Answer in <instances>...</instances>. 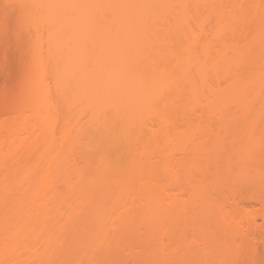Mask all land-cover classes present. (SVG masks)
Returning <instances> with one entry per match:
<instances>
[{
    "label": "bare ground",
    "instance_id": "6f19581e",
    "mask_svg": "<svg viewBox=\"0 0 264 264\" xmlns=\"http://www.w3.org/2000/svg\"><path fill=\"white\" fill-rule=\"evenodd\" d=\"M27 1L33 4V7L29 9L27 13L28 21H26L36 29L37 39L36 42H34V45H32L33 48L31 47L32 53L30 56H32V58H30L31 62H29V66H27L26 68L27 70L28 67L31 69L32 75L30 77V80L28 81L29 84L27 85L28 94L27 92L25 93L26 96L29 95V106L28 104L27 106L30 107L29 109L33 114L31 116L35 117L36 124L39 125L45 123V117L43 113L44 110H53V112H56L58 108L59 102L54 99L55 97L53 98L52 94V87L49 81V79L51 78L54 80L53 83L57 87H64V89L68 88L67 93H65L66 90L64 91V89H62L61 92L62 96L60 97V101L63 104L70 103L69 92L71 91L73 80L77 81V86H84L83 83L87 84L86 82H96L94 84L99 85L96 86V95L98 97L101 96L107 100L110 99V101L114 103V108H117L118 110L116 109L115 111L114 109L113 115L110 116L108 115V113L107 115L105 114L106 116H104L105 118L103 117L104 119H100L101 125L98 128L99 136L98 138L94 139L96 140V142L93 141V145H96L97 143L99 144L97 147L102 148H100L98 152H96L97 155L94 154L96 155L94 156L95 158L93 157L94 160L92 158V161H90L88 165H86V167L81 168L73 163V165L77 167L76 180L73 181L66 179L67 191L63 194L59 193L54 188L53 182L57 176L58 171L61 169L62 164L64 162L70 163L71 160L67 156L66 145V147L63 145L64 148L61 149L62 152H64L61 154L57 153L58 155L55 151V144L52 145V142H55L53 140V137L55 134L54 127H56V124L54 126L53 124H51L52 130L49 129L50 131H48V133H44L45 135H42L40 140L39 137L30 140L29 136L24 135L21 137V135L19 134L20 130L17 128V124L21 123V130L25 131L28 134L31 132V124L30 122L28 124V115H26L25 113H20L16 118L13 116L14 119L11 120H8L7 118L0 121V160L3 163V168L6 169L5 171H8L9 168L8 160L10 155L20 152L22 148L32 150L34 148V143L36 147L40 146L39 150L37 149L38 147H35L37 151L36 161L27 163L25 167L22 166L21 168H18L13 172L8 171L6 174L7 176H12L13 178H15V180L18 182L17 186H19V189H15V191L10 190L9 192H3V189H1L2 191L0 190V202L4 200H10L12 203L11 207L7 211H5L3 214H0V264H96L95 258L97 259V257H99V261L101 262L100 259H107L106 256L110 254L112 255L115 249L118 250L119 256L117 255L116 250L115 253H113V256H117V258L119 259L122 255L120 251L123 246L127 245V241L120 240L118 244H112L113 241L110 242L109 239L106 238L105 234L107 230L105 223L110 219L113 212V209L111 208V206L107 205V202H114L116 200H119L120 194L117 193L119 187H133L135 185V181L139 179L140 182V179L143 177V175H146L148 171L149 175L147 174L146 176H149V179L146 178V180L149 182V184H147L146 180L145 182H143V184L141 181L140 184L145 188L144 190L148 195V209H150L148 219L150 220L149 224L153 225L149 226V230L151 231L152 228L156 225L157 227L159 226L158 231L160 234H166L165 231H168V235H175V233H177L178 239L175 238L174 235H172V237L175 238L173 240H177L173 243V246L174 244L176 246H174L173 251H171L172 255L171 252L169 253L172 258L174 257L173 252L178 253L177 255L183 256L182 253H179V251L175 250V248L180 249L182 245H179V243H181L180 241H182L185 236H188V238H190L191 234L196 235V233V238L191 236L192 239H188L186 240V242L191 245H197L196 248H200L199 251L200 253H202V250H204V246H207V244L209 243L208 241L210 240L207 239L208 243H205L204 241L206 240L204 239L203 243L205 244L201 243L202 241L199 240L202 239H197L199 237L198 233H201V235L203 234V236H205L204 232L207 229L210 230L207 231V233L210 232V236L213 237L212 239H215V242L219 243L216 244L218 246L221 245L220 248L222 247V249L225 248V246H227L229 242L234 240L232 241V243H229L233 245H228L233 247L235 245L234 249L236 250L237 244H235L234 242L235 239H237V236L241 239V243L245 244V246L246 244L249 245V243H247L249 242L248 240H253L252 244H254V246L257 245L258 240L256 238H258V234L260 233L256 234V232L259 231H257L258 226H263V224L261 225L258 223L259 225H257L256 217L258 218L260 212L262 213L261 215L264 216V193L252 190L251 187L258 184L264 185V162H262L263 158L260 159L261 161H259L256 166L255 174L251 176L248 171L250 163L246 158L253 157L255 153L262 154V151H264V133L259 131L261 135L254 134V137H252L251 140L249 139L247 140V142H244L243 140L245 144L241 143L240 141L243 138L240 139L241 132L237 131L241 130V128L239 126H234V124L236 123L235 121H233L238 117L235 116L234 119L229 118L234 122H232V124L231 121L226 118L229 116L225 115V118L229 120V123H231L233 127H237V130L234 129L232 131L235 137L238 136L239 139L236 138V140L235 137L231 138L230 141L218 139V141L213 143L211 142L212 144L208 146L206 142L208 139L203 140L204 138L201 136L203 139H201L200 141L197 140L198 143H196L200 150H197L198 148L196 150L197 152L203 150L207 153L211 151L212 155L213 153L222 155V152L224 151L227 153H231L233 151L240 154L242 153L243 160L235 162L229 157L226 160L225 158L223 159V161L225 160L223 164H221L219 160L220 165L218 175L215 178L209 177L208 169L206 167V165L208 164L206 162H200L199 159H197L198 163L196 162V160L195 162H193L194 160L191 159L186 160L183 163L179 162L181 164L180 166H182V168L186 170V173L188 175H186V181L184 180L185 183L181 185L180 191L183 190V192H188L186 194H189V199H187L188 201L185 200L186 204L184 202V204H181L180 202L184 200H182L176 193H172L173 198L170 196L172 198L171 205L169 204V206H167L168 203H166V201L164 202L163 197L165 196L163 195H168V191H166L168 189L166 187H168V185H172H170L168 182L172 181L174 184H176V186H179V181L175 183L173 179L174 177H172V175V180L169 178L171 181H167L168 177L166 178V181L164 176L163 181L161 180V178L159 179V177H155V174H157L155 172L157 171L154 172V168L152 169L151 166H155L151 164L152 160H150V158L152 157L150 156L152 155V151L150 152L148 144L147 146H145L144 144L139 143L144 137L146 138L147 135H145V132H148L150 129L153 130L148 123L152 118L148 117L147 122L144 115H141L143 116L144 120L142 119L143 122L140 123L141 117L136 114H139L140 112L142 113V110L145 111L143 108L147 107L149 109L151 108L150 111L152 114H154L153 117L158 118L157 120H155L159 121L162 124L159 125H161L163 129H160V126L158 127V130H161L162 132L158 131V134V132H155V130L154 132L149 131L151 132L149 134L151 136H153L154 134V136L156 135L155 137H161V133L168 134L169 129H175V127H177V119L175 118L176 116L174 117V115H176L175 113L177 109L180 110L181 104L183 103L181 102L182 97L178 98V96L176 97L175 94H177L178 91L182 92L183 90L180 89V87L182 86L179 83L178 84L180 87L178 88V84L176 86L177 79L174 72L172 71L173 67L167 58V52H170V54H173L177 57L178 65H181L183 68L186 67L185 65L194 64L198 65L197 67L199 69H208L212 67L224 70H233L235 68H238L240 64L242 65V62L244 61H250L252 63H256L259 66L262 65V67L260 66L258 68V70L262 68L260 72H256V74H252V76L249 75L251 76L250 78L249 76L246 77V75L245 77H242L243 74H240V76L236 77L230 82L225 92L215 93L214 97L217 99V101L225 100L229 102L233 100H242L246 104L245 111L247 117H249L248 115L252 114L255 119L256 117H263L264 108L262 109L263 111L259 112L258 114H255L252 111L254 110L253 101H255V99L263 101L264 104V93H262L263 89H261V87L264 88V0H248V2L250 3V5L248 6H246L247 4L242 5V3H240L241 0H231V9L225 10L226 12L224 11L223 6L221 7L223 1L220 0ZM207 1H216L213 6L210 7L211 11L212 13L220 15V17H223L224 19V21L222 20L223 22L221 21V23L217 25V29L215 30L217 37H219L227 28L231 29L232 31V40L230 42L224 43V50H221L222 52H220V54H227L226 50L228 49H230V51H232L233 53L231 56H228V58H223L224 61L220 64L219 62L221 61H217L218 59L214 57L215 54L213 55L212 52H209L210 50L207 51L208 53L206 52L210 45L207 46V49L205 47L206 54L204 59V56L199 58L196 52L195 55H193L192 53V51L195 50L193 49L195 45L199 43V38L197 35V33L199 34V32H195V29L193 30L189 27V25L191 24L189 20L194 17V19L196 20L195 22H199V26L201 27L203 26V23H205L207 16H204L205 19L202 17V20L201 18H199L200 21H198L199 19L197 20L195 18V13L193 12L194 9L192 11V7L190 5L191 3H198L199 5V3ZM220 2L222 3L220 4ZM211 11L209 9V12ZM192 14L194 16H192ZM209 14L211 15V13ZM170 15L174 17V19L171 18L172 21L168 20L170 19ZM249 21L256 24L254 27L253 23H251L255 28V30H253L254 32H252V41L248 44H242L241 42H239L240 39L238 40L237 37L239 35V32H242L243 26ZM159 23H161L163 28ZM209 24L211 23L209 22ZM185 25H187L188 27H186ZM45 26H47V32H45L46 34L43 33V30H45ZM212 27L213 26L211 25V28ZM202 30H204L203 27ZM209 31L208 33H205L209 35ZM210 32L212 33L213 31ZM210 35L209 37H207L211 42L212 38H210ZM214 35L213 37H215ZM183 37L188 40V44H183V50L178 54L175 49L172 48V44L174 41L181 42V39ZM203 40H205V38ZM203 40L201 42L202 44ZM166 48H168L169 51L165 52ZM188 51L190 52V56L186 57L185 55ZM222 55H219V57H222ZM215 63L216 65H214ZM88 67H90V69H88ZM78 68L82 70L88 69L91 70V72L93 70V72L98 71L99 74L98 72H92L90 74H86V76H78V74L75 73ZM126 70H131L132 73H127ZM160 70L163 74L167 75L169 86H171V88H168V86L167 89L171 90L173 88L172 91L174 90L173 92L170 91V94L168 93V95H164V97L161 94L162 92L157 91L156 89V87H158L157 78L161 73ZM156 72L158 74H156ZM28 73H30V71ZM127 84L130 85L128 88L124 86ZM191 84L192 87H194L195 83ZM251 85L256 86H253L255 88H253L254 90H252ZM175 87H177V90ZM21 91L24 92V90L22 89ZM159 93L162 97L159 95ZM18 96H20V94ZM18 96L16 98H18ZM214 97L213 99H215ZM173 104H176L175 107L177 109L173 106ZM22 106L19 107L22 108ZM251 106L253 109L251 108ZM146 110L148 111V109ZM117 111L119 112L117 113ZM115 115L121 118L116 117ZM137 116L140 117V120H138L139 118ZM253 117L252 120L251 118H249L250 122L252 121L251 123H255L253 122ZM9 118H11V116ZM53 119H55L54 123H56V117H53ZM97 120L99 121V119ZM119 120L123 123V125L121 124V122L120 124L119 122L118 124L116 123ZM256 120L258 122V118ZM134 123L137 125V127L136 125L135 127L134 125H132ZM102 124L103 128H101ZM116 125H122V128L117 127L116 129ZM131 125L132 127H134V130H139H136L135 132L134 130H129ZM145 127H150V129L148 131H142V128ZM192 127L194 128L193 125ZM119 128L120 130H118ZM252 128L250 130H253ZM64 130L67 131L66 129ZM64 130L63 134L65 133V142L67 141L66 143L69 144L68 138L70 137V134L68 132L70 131L68 130L67 132H65ZM140 130L142 133L140 132ZM247 130L249 131V129H246L245 131ZM178 132L176 131L177 134ZM199 135L200 134H198V136ZM232 135L231 137H233ZM192 136L193 135H191V137ZM121 137H126V150H129L130 153H132L131 155L127 153L128 151H125V146L123 147V145H121L122 143H124V140ZM167 138L168 137H166V139ZM120 139H122V141H120ZM146 139H143V142ZM17 141L21 142L17 144ZM155 141L153 142L157 143L158 141L159 143L160 139L157 138ZM136 143L139 144L136 145ZM141 144L147 148L144 147L145 149L143 150V148H141L143 147ZM135 145L137 148H140H136L137 150L134 149ZM160 145H156V147L159 148ZM197 146L195 145V148ZM161 149L164 148L162 147L160 148V150ZM121 150L125 151V154ZM148 153L149 155H147ZM160 153L163 155V150ZM127 154L131 157L129 156V158H126L125 156H127ZM171 155L173 158L174 155ZM200 155H202V153ZM53 156H56L57 160L56 162L53 161L54 171L49 172V168L51 167L50 165L52 164L51 158ZM142 156L146 157L147 163L142 162ZM220 157L218 159H220ZM194 158H198V155L195 156V153ZM222 158L223 157H221V160ZM171 160L173 159L168 160V162L166 159V161L164 162H159L160 165L157 164V166H160V168L163 170L165 169V171H168L166 169H171L170 172H174V174H176V170H174L175 162H171ZM238 163L240 164V166ZM235 165L237 167H235ZM92 166L96 168L95 173H90V169L92 168ZM191 168H195V170L198 169L197 172H200V176H196L191 173ZM117 174H120L121 178L116 177ZM25 181H28V183L29 181L31 182L29 184H25ZM22 184L28 185L25 188L28 190L27 193L25 191V194H23L24 192L22 193V191H20V194V192L18 191L21 188L22 190L24 189V186H22ZM214 185L217 186L218 189L221 188V191L223 188L228 189V195H225V191L223 193V196H227L224 197L226 198L224 200V203L226 205V200L227 203L229 201L232 205V208H230V210L232 209V211H228L226 208V211L228 212H225V210H223L224 206H222L221 204L223 203V200L221 201V198H219L220 202H217V199L214 197L216 199L215 201V199L212 197L213 195L211 194L213 193ZM20 186L22 187L20 188ZM217 187L215 189H217ZM89 188L99 190L93 192ZM248 189L251 190L249 191ZM221 191H217L216 193L222 194ZM211 200H214L215 203ZM252 200L260 201L262 203L263 207H260L261 211H259V213L257 212V208V210H253L251 208L248 209L243 203H247ZM73 201H75V203H73ZM198 201L200 202V205H197L199 204L197 203ZM68 202H71L73 204H71V208L66 212V220L62 221L59 216H56L58 215V207L62 203ZM51 214H53V216H51ZM127 214L128 213H126L124 218L126 216H129ZM167 215L170 216V220L168 218L167 219L172 224L166 221ZM124 218H122L123 222L125 221ZM167 224L168 226H166ZM163 227L167 228L163 230ZM121 230L123 232L124 229ZM161 230H163L162 233ZM190 231H193V233H190ZM180 234L183 236H181ZM255 234L257 235V237ZM239 235H241L242 237ZM252 235L254 236L253 238ZM179 237L182 239H180ZM259 237H261V234ZM212 239L211 242L213 241ZM263 239L261 241L262 245L260 243L262 247V249H259L260 252H258L259 250L256 246V249L254 247H251L253 245L248 246L256 250L253 252V254L255 252L261 254V256L259 257H262V261L264 258ZM178 240L180 241L178 242ZM244 240L247 241L244 242ZM184 241L185 240H183V242ZM121 243L124 245H121L120 248L119 246ZM159 243V247L155 246L156 244H143L144 250H141V253L136 250L137 257L133 255V259H135L133 260V262L135 261V263L133 264H136L139 259L143 258L142 254L144 255V251H147L146 249L148 247V252L149 254L151 253L150 258H152H148L147 252H145V260H139L141 264H144L147 258L150 264H152L153 261L151 262L150 260H152L153 257L155 258L154 262L158 264H164V262L161 261L162 258L158 255L163 256V258L166 257V254L168 253L165 252L166 254L164 256L162 255L164 253L161 252V250L163 249V247H166L167 244L165 245L162 241V246H160ZM187 243L184 242L185 245ZM129 244L130 243L128 242V245ZM115 245L119 246H117L118 248L113 249V247H116ZM168 245L167 247H169ZM239 245H237V247ZM243 246L244 245L239 246V248H237V251L243 252ZM160 247H162V249ZM191 247L188 246L189 249H195V247ZM225 249L228 248L226 247ZM225 249L224 252L226 251ZM247 249L249 250L250 248ZM235 250H233L234 253H237ZM21 252H24L26 254L23 255ZM246 253H248V251ZM152 254H154V256ZM197 254L195 253L192 256L187 257V263L198 264V262L200 261V258L198 257L200 256H198ZM234 255L232 256L234 257ZM249 255H252V253H250ZM170 256L169 258H171ZM237 257H234L233 259L235 263L239 260V258ZM251 257H253V255ZM169 258L166 257V259ZM236 258L238 260H235ZM120 259H122V257ZM226 259L224 257V260ZM254 259L253 261L255 262ZM111 262L112 260L110 261V263ZM147 262L145 264H147Z\"/></svg>",
    "mask_w": 264,
    "mask_h": 264
},
{
    "label": "rangeland",
    "instance_id": "374dc122",
    "mask_svg": "<svg viewBox=\"0 0 264 264\" xmlns=\"http://www.w3.org/2000/svg\"><path fill=\"white\" fill-rule=\"evenodd\" d=\"M220 1H223V3L220 2V4L222 3L221 7L223 6L224 11L228 10V9H231V2H230L231 0H220ZM238 1H240V0H238ZM215 2L216 1H209V2L207 1V2H203V3H199V5H198V3L197 4L196 3L195 4L191 3L190 6L192 7V11L194 9L193 12L195 13L194 14L195 18L197 20L199 18H201V20H202L204 18V16L205 17L207 16V19L205 20V23L202 22L203 26L200 27L199 26V22L196 23L195 22L196 20L193 17V18H191L189 20V22H191V24H190L191 26L189 25V27L192 28L193 30L195 29V32H199V34L197 33L198 38H199V43L197 45H195V47L193 48V49H195V50L192 51L193 55H195L197 53L199 58L204 56L203 57V59H204L206 52L210 50L209 52H212L213 55L214 54L216 55V56L214 55V57H216L218 59L217 61H221V62H219V64H220V63H222L224 61L223 58H228V56H231L232 53H233L232 51H230V49H228V50H226L227 54H223V55H222V53L220 54V52H222L221 50H224V46H225L224 43L230 42L232 40L231 39L232 38V31H231V29L227 28L220 35L221 37L220 36L217 37V35L215 33V30L217 29V25L219 23H221L222 20L224 21V19H223V17H220V15L212 13L210 7L213 6V4ZM240 3H242V5H244V4L246 5L247 4L246 6L250 5L248 0H241ZM31 7H33V4H31L27 0H0V121H2L4 119H7V118H8V120H11V119H14V117L15 118L18 117L20 113H25L26 115H28L27 116L28 124H29V122L31 124V128H32V130L30 129L31 132L28 134L25 131L21 130L20 129L21 128L20 127L21 123L17 124V128L20 130V131L19 130L18 131H19V134L21 135V137L26 135V136L30 137V140H33L34 138H38V137H39V140H40L42 135H45L44 133H48V131L52 130V128H51L52 125L51 124H53V126L56 124V127H54L55 130L53 129L54 133H55V134L53 133L54 134V137H53L54 139L53 140L55 142L54 143L52 142V145L55 144L54 147L56 148L55 149L56 154L57 153L58 154L63 153L64 151L62 152L61 149L64 148L63 145L64 146L66 145L67 147L66 146L65 147L67 149L66 148L65 149L67 151L66 150L65 151L67 153L68 158L71 160L70 163L69 162H64L62 164V167L58 171L57 176H56V178H55V180L53 182L54 183L53 184L54 188L59 193L63 194V193H66V191H67L66 179L73 180V181L76 180V172H77V169H76L77 167L76 166L81 167V168L86 167V165H88V163L90 161H92V158L97 155L96 152H98V150L100 148H102V147L98 148L97 146L99 144H97V143H96V145H93V141L96 142V140H94V139L98 138V136H99L98 128L101 125L100 119H104L105 118L104 116H106L108 113H109L108 115H110V116L113 115L114 114V109L116 111L117 108H114V103L111 102L110 99L107 100V99H105V98H103L101 96L98 97L96 95V86H99L97 84H94L96 82H94V83L86 82L87 84L83 83L84 86H77L78 84L76 83L77 81H75V80H73V82H72L71 91L69 90L70 91L69 92L70 93V103L69 104H66V103L63 104L60 101V97L62 96L61 92H62V89H64V87L63 88L57 87L53 83L54 80L51 78L52 80L49 79V81H50V85L52 87V94H53V98L55 97L54 99L59 102L58 108H57L56 112H53V110H50V111L44 110L43 113H44V117H45L44 118L45 123L39 124V125L36 124V119H35L34 116H31L33 114H32V111L29 109L30 107H28L29 106V104H28L29 95L26 96V93H25V92H27V88H28L27 85L29 84L28 81L30 80V77L32 75L31 69L28 67V70L30 71V73H28L29 71L26 68H27V66H29V62H31L30 58H32V56H30L31 53H32L31 47L33 48L32 45H34V42H36V39H37L36 38L37 37L36 29L34 28V26L29 24V22H27L28 21V19H27L28 14L27 13H28V11H29V9ZM197 8H198V10L200 9L199 10L200 12L197 10ZM201 9H203V10H201ZM209 9H210L211 12H209ZM190 11H191V9H190ZM208 12L211 13V15ZM212 14H213V16H212ZM194 15L192 14V16H194ZM170 16H169L170 19H168V20L172 21L171 18L174 19V17H172V16L170 17ZM198 21H200V19ZM209 22L211 24H209ZM251 23H253V25L255 27L256 24H254V22H250L249 21L243 26V28H242V32L243 33L239 32V35H238L237 39L238 40L240 39L239 42H241L242 44L243 43L244 44H248L249 42L252 41V36H253L252 32H254L253 30H255V28L252 26ZM159 24L161 25V23H159ZM211 25L213 26L212 28H211ZM185 26L188 27L187 25H185ZM161 27H162V25H161ZM202 27L204 28V30H202ZM44 29L45 30H43V33L46 34L45 32H47V26H45ZM209 29H210V31H213V32L211 33L209 31ZM208 31H209V35L211 33V35H210V38H212L211 42L208 40L209 39L208 38L209 35L205 33V32L208 33ZM247 32H249V33H247ZM213 35L215 37H213ZM204 38H205V40H203ZM202 40H203V44L201 43ZM183 44L184 45L188 44V40L185 37H183L181 39V42L174 41L173 44H172V48L175 49V51L179 54L183 50V47H184ZM207 46H209L208 50H206ZM205 47H206V49H205ZM210 47H211V49H210ZM205 50H206V52H205ZM166 51H169V49L166 48L165 52ZM218 53H219V55H222V57L220 56L221 58L219 57ZM185 56L186 57L190 56V52L188 51ZM167 58L170 61V64L172 65V67H173L172 71L174 72V74L176 76V79H177L176 80V86L179 83L182 87H180L179 84H178V88L180 87V89L183 90L182 92L178 91V93L175 94V96L176 97L178 96V98L182 97L181 98V102L183 103V104H181V108L182 109L181 108H180V110L177 109L175 107L176 104L175 105L173 104V106L177 109V111L175 110L176 111V113H175L176 115H174V117L176 116L175 117L177 119V123H176L177 125L176 126L178 128L175 127V129L174 128L169 129L168 130L169 131L168 134L170 133L169 135L167 133H165V134L163 133L162 134L161 133L162 131L158 130L159 126H160V129L162 128V126H161L162 124L159 121H156L158 118L153 117L154 114L151 113V111H150L151 108L149 109L147 107H144L143 109L145 111L142 110V113L139 111L141 114L139 113V114H136V115L141 117V120H140V117L137 116L139 118V119L138 118L137 119L140 120V123L143 122L142 119L144 120L143 116H141V115H144V117L146 118L145 120L147 122H148V120H147L148 117H151L153 119V120L151 119L152 122L151 121L148 122L149 126L153 130H151L150 127L149 128L145 127V128H142L143 130L141 129L142 131H148L149 129H150L149 131H153V132H154V130H155V132L161 131L160 132L161 135H162L161 137H158V136L155 137L156 135L154 136V134L152 133L153 136H154L153 137V136L149 135L151 132H149V131L145 132L146 133L145 135H147L149 137L148 138L146 136V138L148 140L144 137L143 139H146L147 141L144 140V142H143V139H142V141L139 142V143H142L145 146H147V144H148L150 152L152 151L151 152L152 155H150V156H152L151 157L152 159L150 158V160H152V162H153V163L151 162V164L155 166V167L151 166L152 169L154 168V172L157 171V172H155V173H157V174H155V177L157 176V178L158 177H159V179L161 178L162 181L164 180V178H165V181L167 179H168L167 181H171L172 177H174L173 179H174L175 183L177 181H179V184H180L179 186L178 185L176 186V184H174L172 181L168 182L170 185L172 184L173 186L171 185L172 186L171 187V186L168 185V187H166L168 189V190H166V191H168V195L164 194L163 196H165V197H163V198H164V202L166 201V203H168L167 206H169V204L171 205V201H172L171 199L173 198L172 195L175 194V193L182 200H184V201H182L180 199L182 201V202H180L181 204L183 202L186 204L185 200L188 201L187 199H189V194H186L188 192H183V190H181L182 192L180 191L181 185L185 183L186 178H187L186 177V175H187L186 170H184L182 168V166H180L181 165L180 163H183L184 161L189 160V159L194 160L193 162H195V160H196V162H197V159H199L200 162L203 161V162H206L208 164V165H206V167L208 169L209 177L215 178L218 175V170H219V165H220L219 160H220L221 164H223L224 161L227 158H229V157H230V159L234 160L235 162H237V161L239 162V161L243 160L242 159L243 158V156H242L243 154L242 153L240 154V153L233 152V151L231 152L232 154L231 153H227L225 151L222 152L223 153L222 155H220V154L217 155V154L213 153L214 156L212 155L211 151L209 153H207V152L201 150V151H198V152H200V153H198L197 150H200L198 148L197 144H196V143H198V141H200L203 138H204L203 140H207L208 139L206 141L208 146L211 145L213 142L218 141V139H224L226 141H230L231 138L235 137V135L233 134L232 130H234V129L237 130V127L239 126L241 128V130H237V131L241 132L240 133V136H241L240 139L243 138V139H241L240 142L241 143H244L245 141L247 142V140H249V139L251 140V138L254 137L253 136L254 134L255 135L256 134L261 135V133H259V131L264 133V116L263 117L261 116L262 118L261 117H256V119L258 118V122H257V120L252 116L253 114L252 115H248L249 117H247L246 111H245L246 104L242 100H233V101H229V102H227L225 100L224 101H221V100L217 101V99L214 97L215 93H223V92H225L227 90L230 82L233 79H235L236 77L240 76V74H243L242 77L243 76L245 77V75L247 77L249 75L252 76V74H256V72H260L262 70V68H260L259 70H258V68L260 66L262 67V65L259 66L256 63H252L250 61H247V62L244 61L245 63L242 62V65L240 64V66L238 68H235L233 70L232 69L231 70H224V69H220V68L218 69V68H212V67L208 68V69H199L197 67L198 65H194V64L185 65L186 67L183 68L181 65H178L177 57L174 56L173 54H170V52H167ZM30 65H31V63H30ZM214 65H216V63ZM88 69H90V67H88ZM88 69L82 70V69L78 68L75 73L78 74V76H83V75L86 76V74H90V73H92L94 71L93 70L91 72V70H88ZM126 71H127V73L128 72L132 73L131 70H126ZM97 72L98 71L93 72V73H97ZM160 72L161 73H160V75L157 78L158 87H156V89H157V91L162 92L161 94L164 97V95H168V93L170 91H172L173 88L171 90L167 89V87L169 86V81L167 79V75L163 74L161 70H160ZM127 73H124V74H127ZM98 74H99V72H98ZM156 74H158V73L156 72ZM251 76H249V78ZM82 81H84V80H82ZM78 82H80V81H78ZM191 83H195L194 87H192ZM206 83H208V84H206ZM263 84H264V82H263ZM124 86H126L128 88L130 85L127 84V85H124ZM251 86L250 87L252 88V90H254L255 89L254 87H256L254 85H251ZM168 88H171V86H169ZM175 88L177 90V87H175ZM21 89L24 90V92H22ZM261 89H263L262 93H264V88L261 87ZM65 90H66L65 93H67L68 92L67 91L68 88L64 89V91ZM19 94H20V96H18ZM27 94H28V92H27ZM159 95H160V93H159ZM17 96H18V98H16ZM22 97H24V98H22ZM213 97L216 99V101H215V99H213ZM257 97H259V96H257ZM23 99H24L25 102L23 101ZM19 100H22V101H19ZM16 103L19 106L23 105L22 108H20ZM27 104H28V106H27ZM177 106H178V104H177ZM251 108H252V106H251ZM253 108H254V110L252 112H254L255 114L256 113L258 114L259 112H262L263 111L262 109L264 108L263 101L255 99V101H253ZM146 109H148V111ZM119 111H117V113ZM149 111H150V114H149ZM225 115L229 116V117H226ZM10 116H11V118H9ZM235 116H237L238 118H235ZM53 117L54 118L56 117V119H57L56 123H54L55 119H53ZM116 117H119V116H116ZM225 117L228 118V119L229 118H232V119L235 118L233 120L236 123V124H234V126H237V127L236 128L233 127L232 124L234 122L231 119H229L231 121V123L233 122L232 124L229 123V120H227ZM252 117H253V122H255V123H251L252 121L250 122L249 118H251V120H252ZM119 118H121V117H119ZM97 119H99V121ZM236 119H239L240 121L236 120ZM236 121H238V122H236ZM244 121L246 123L248 122L247 125H246V123ZM118 122L120 124L121 121L119 120L116 123L118 124ZM135 123L132 124V125H134V127L136 125ZM138 123H139V121H138ZM152 123H156V124H152ZM121 124L123 125L122 122H121ZM159 124H161V125H159ZM122 125H118V126L116 125L115 127L117 129V127H121ZM132 125L130 126L129 130H134V127H132ZM152 125H153V127H152ZM192 125L194 126V128L192 127ZM231 126L233 127V129H232ZM136 127H137V125H136ZM179 127H180V129H179ZM101 128H103V124H102ZM251 128L253 130H250ZM64 129H66L67 131L68 130L70 131V132H68L70 134V137L68 138L69 139V144L66 143L67 141L65 142V137H64L65 133L63 134V130ZM246 129H249V131L248 130L245 131ZM118 130H120V128ZM136 130L137 129H135L134 132ZM141 130H140V132H141ZM185 130H187V131H185ZM67 131H65V132H67ZM176 131L177 132L179 131L178 134L176 133ZM192 131H193L194 134L192 133ZM204 131H206V132H204ZM250 131H253V132H250ZM256 131H258V132H256ZM137 133H139V132H137ZM203 133H205V134H203ZM249 133H250V135H249ZM158 134H159V132H158ZM166 134H167V136H166ZM198 134H200V135L198 136ZM247 134H248V136H247ZM191 135H193V136L191 137ZM231 135L233 137H231ZM166 137H168V138L166 139ZM196 137L199 138V139H197ZM121 138H123V140H124L123 141L124 143L121 144L124 147L126 145V143H125L126 137H121ZM157 138L160 139L159 143H158V141H157V143H155L156 142L155 140ZM195 138H196V140H195ZM236 138L239 139L238 136H236L235 139ZM243 140H244V142H243ZM120 141H122V139H120ZM153 141H155V142H153ZM20 142L21 141H17L16 143L19 144ZM97 142H99V141H97ZM139 143H136V145L139 144ZM153 143L155 144V147H154ZM160 143H161V145H160ZM45 144H46V142H45ZM244 144H242V145H244ZM136 145H135L134 149L137 148ZM144 145H142L143 147H141V148H143V150L145 148H147ZM156 145L157 146L160 145V147L158 148V147H156ZM195 145L197 146L196 148H195ZM161 146L164 149L160 150V148H162ZM35 147L36 146H35V143H34V148L32 150H28L27 148H22V150L20 152L10 155L9 160H8V163H9L8 164V166H9L8 171L13 172V171L17 170L18 168H21L22 166L25 167V165L27 163L36 161L37 160V151H36ZM39 148H40V146L37 149L39 150ZM96 148H97V150H96ZM138 148H140V147H138ZM121 149H123V148H121ZM124 149H125L126 152L128 151L127 153H129L130 155L132 154V153H130L129 150H126L127 149L126 146L124 147ZM162 150H163V155L164 156L160 153V152H162ZM121 151H123V150H121ZM125 151H123L124 154H125ZM193 151H195V152H193ZM263 152L264 151H262V154L261 153H255V155H253V157L246 158L249 161V163H250L248 171L251 174V176H253L255 174L256 166H257L258 162L261 161L260 159L263 158L262 162H264V157H263L264 154H263ZM165 153H166V155H165ZM194 153H195V156L198 155V158H194ZM201 153H202V155H200ZM94 154H96V155H94ZM171 154L174 155L173 158H172ZM228 154H230V155H228ZM51 155H52V153H51ZM147 155H149V153ZM261 155H263V156H261ZM129 156L127 154V156H125V157L129 158ZM212 156L214 158H216V159H214ZM217 156L223 157L222 160H221V157H220V159H218L219 157H217ZM49 158H48V160H49ZM94 158H93V160H94ZM142 158H141L142 162L145 163L147 161L146 157L142 156ZM224 158H225V160L223 161ZM166 159H167V161L170 160V159H173V160H171V162L172 161L175 162L174 170H176L175 173L177 175L174 174V172L171 173L170 172L171 169L170 170L166 169L168 171H165V169L163 170V169L160 168V166L159 167L157 166V164H159V162L160 163L164 162V161H166ZM56 160H57L56 156H53L51 158V161H52L51 163L52 164L50 163L51 167L49 168V172H51V171L53 172L54 171L53 161L56 162ZM256 161H257V163H256ZM73 163H75L76 166L73 165ZM2 164L3 163L0 160V186H1L0 190L3 189V192H9L10 190L11 191H15V189H19V186H17L18 182L12 176H7L6 175L8 171H5L6 169L3 168ZM239 166H240V164H239ZM156 167H157V169H156ZM235 167H237V166L235 165ZM197 170H195V168H191L190 171L194 175L200 176L199 175L200 172L199 171L197 172ZM91 171H93V172H91ZM95 171H96V168L94 166H92V168L90 169V173H95ZM166 172H167V174H166ZM147 174L149 175V171H148ZM28 175H29V173H28ZM146 175H143V177L140 179V182L142 181V184H143V182H145L146 178L149 177V176L147 177ZM171 175H172V177H171ZM30 176H31V174H30ZM120 176H121L120 174L116 175V177H120ZM163 176H164V178H163ZM201 176H202V174H201ZM91 177H95V176H91ZM30 182L31 181H29V183ZM140 182H139V179L136 180L135 181V185L133 187H131V188H121V187H119L118 192H117V193L120 194L119 200H116L114 202H107V205L111 206V208L113 209V212L111 214L110 219L107 220L106 223H105L106 230H107L105 236H106L107 239H109L110 242L113 241L112 244L113 243L118 244L120 242V240H125V241H127V245L124 243L125 241L123 243L126 246H123L124 244H122V243L120 244V246L117 245L120 248H121V245L123 246V248L120 251V253H122L120 258L122 257V259L119 258L120 259L119 260L117 258V256H115V257L113 256V253H115V250H116L115 249L113 253L111 251L112 255L109 253L112 257L110 255H107L106 256L107 259H104V258L100 259L102 263L104 261L103 264H112V263L113 264H133V263H135V261L133 262V260H135V259H133V255L137 257L136 250H138L141 253V250H144L143 244H145V243H150V245H155L156 244L155 246H157V247H159L158 246L159 241H160V243H159L160 246H162V243H161L162 241L164 242L165 245L169 244L168 245L169 247H167V245H166V247H163V249H162V247H160L162 250H165V251L161 250V252L164 253L162 255L165 256V254L168 253V254H166V257H168V258L170 256L169 253L171 251H173L174 246H176L175 244L173 246V243H174V241H177V240H173V239H175V238L178 239L177 233H175V235L172 234V235H174L175 238H173L172 235H170V234H169L170 235L169 236L168 235V231L167 232L165 231L166 234H164V233L160 234L159 231H158V227L159 226L157 227L156 225H155V227L152 228L151 231L149 230V226H153V225L149 224L150 220L148 219L149 214H150V209H148V195H147V192L144 190L145 188L140 184ZM180 182H182V183H180ZM26 183H28V181L27 182L25 181V184ZM147 184H149L148 181H147ZM22 186H24L23 190L21 188ZM22 186H20L21 189L18 190V191L19 192L22 191V193L24 192L23 194H25V191L27 193L28 190L25 189V188L28 185L22 184ZM214 186H213V193L211 194V195H213L212 197L213 198L215 197L217 199V202L219 201V198H221V201L223 200V203H224V200L226 199L224 197H227V196H223L224 195L223 193L225 191V195H228L227 194V190L228 189L223 188L225 190L222 189V191H221V188H219L220 189L219 190L217 186H215V187ZM216 187H217V189H215ZM89 189L91 191H93V192H96L97 190H99V189H91V188H89ZM251 189L255 190V191H259L261 193H264V185L263 184L254 185L253 187H251ZM216 190L217 191H221L222 194L221 193L217 194ZM214 191H216V192H214ZM151 192H153V191H151ZM169 193H170V195H169ZM20 194H21V192H20ZM216 199H215V201H216ZM212 202H214V200ZM73 203H75V201H73ZM73 203L68 202V203H62L61 205H59V207H58L59 208L58 209V215H56V216H59L60 219H62V221H65L66 220L65 219L66 218L65 217L66 212L71 208V204H73ZM197 203H199L197 205H200L199 201ZM223 203H221V204H222V206H224L225 209L223 208V210H225V212L232 211V209L230 210V208H232L231 207L232 205L230 204L229 201L227 203V200H226V205H225V203L224 204ZM243 203L248 209L251 208V209L254 210V209L257 208L258 210L257 209L256 210H257L258 213H259V211H261L260 207L261 208L263 207V205H262V203L260 201L252 200V201H249L247 203L246 202H243ZM11 204L12 203H11L10 200L1 201L0 202V214L1 213L3 214L5 211H7L11 207ZM185 206H188V205H185ZM182 207H183V205H182ZM167 208H169V207H167ZM226 208H227L228 211H226ZM126 213H128L127 215H129V216H126L128 218H126V217L124 218ZM261 214L262 213L260 212V214L258 215V218L256 217V224L257 225H259V224L262 225L263 224V226H258L257 231L258 230L259 231L256 232V234L260 233L261 237H263V235H264V231H263L264 230V216L261 215ZM51 216H53V214H51ZM122 218H124V220H125L124 222L122 221L123 220ZM167 218L170 220V216L169 215H167L166 221H168ZM168 222H170V221H168ZM170 224H172V223L170 222ZM163 225H165V224H163ZM166 226H168V224ZM120 228L124 229L123 232H122V230ZM165 228H167V227H165ZM165 228L163 227V230ZM260 228H261V230H260ZM120 230H121V232H120ZM163 230H161V233H162ZM169 230H170V228H169ZM207 231H210V230L207 229V230H205V232L202 231V232L205 233V236H203V234L201 235V233H198L199 237L197 239L198 240L202 239V240H199V241H202L201 243H203L204 239L206 240V241H204L205 243L208 240H210V241H208L209 243L207 242L209 245L207 244V246H204L203 244H205V243L202 244L204 246V250L201 249L202 253H200V251H199L200 248L199 249L196 248L197 245L196 246L195 245H191V244L186 242V240L192 239V237L196 238V236H197V233H196V235L195 234L194 235L191 234L190 238H188V236L187 237L185 236L186 237V238L184 237L185 239L183 238V240H185L184 242L187 243L186 245L184 244L183 240L182 241L178 240V242L179 241L181 242V243H179V245H182V246L180 247V249H178V248L176 249L175 248V250H178L179 253H182L183 256L177 255L178 253H176V252H173V256H174L173 258H172V256H170L171 258H169V259H166V257H164L166 260L163 258V256H161V255H158V256L162 258L161 261L164 262V264H188L187 261H186V258L192 256L195 253L197 254V252H198L197 255L200 256V257H198V258H200V261L198 262V264H227V262H228V264L229 263L230 264H236V263L237 264H251L252 262H253L252 264H258V263L259 264L260 263L263 264L264 258H263V261H262L261 260L262 257H259V256H261V254H258V252H260L259 249H262L261 241L264 238V237L263 238L259 237L260 234H258V238H256V239L258 240L257 241V245H259L261 248L259 246L255 245L258 248L259 251L257 253L255 252L253 254V252L256 251V250H254V248L256 249V247L254 246V244H252L253 240H248L249 242H247V243H249L250 246L253 245L251 247H254V248H251V247H248L249 246L248 244H246V246H245V244L241 243V241H240L241 239L237 236V239H235L234 243L237 244V245H239V244L244 245L243 246L244 248L242 249L243 252L240 251V249H239L240 252L237 251L238 250L237 248H239V246H242V245H239L238 247L236 245V250L234 249L235 245H234V247L233 246H229V245H233V244H229V243H232V241H234V240L229 242L228 243L229 245L227 244V246H225V248L227 247L228 249H225V248L222 249V247L220 248L221 245L218 246L217 244H219V243L215 242L216 240L215 239L213 240L212 239L213 237L210 236L211 235L210 232L207 233ZM190 233H193V231L192 232L190 231ZM190 233H188V234H190ZM200 235H201V237H200ZM181 236H183V235H181ZM239 236H241V235H239ZM250 237H251V234H250ZM253 237L254 236L252 235V238ZM256 237H257V235H256ZM180 239H182V238H180ZM211 239L213 240L212 242H211ZM259 240H260V242H259ZM239 241H240V243H239ZM246 241L244 240V242H246ZM128 242L130 243L129 245H128ZM260 243H261V245H260ZM117 246L113 247V249L114 248H118ZM188 246H190V247L193 246V247H195L196 250L195 249H189ZM146 247H148V246H146ZM245 248L246 249L250 248V249L246 250ZM224 249L226 250L225 252H224ZM146 250L147 251H144V255L142 254L143 258L139 259V260H145V258H146L145 257L146 256L145 252H147V257L150 258V254L151 253L149 254V252H148L149 247ZM233 250H235L237 253H234ZM244 250H245V253H244ZM247 251H248V253H246ZM232 252H233V254H232ZM21 253L23 255L26 254L24 252H21ZM116 253L119 256L118 250H116ZM250 253H252L253 257H251L252 255H249ZM262 254H263V252H262ZM131 255H132V257H131ZM152 255L154 256V254H152ZM171 255H172V252H171ZM232 255H234V257L238 256L237 258H239V260L236 258L235 260H238V261H236V263L233 260L234 257ZM255 255L256 256L258 255V256L256 257ZM140 256H141V254H140ZM242 256H243V260H242ZM155 257H157V256H155ZM224 257H225V259L228 258V259H226L227 261L224 260ZM148 258H147L146 262L148 261L147 264L148 263L150 264ZM246 258H247V260H246ZM97 259L95 258V260H96L95 263L96 264H102L99 261V257H97ZM153 259L150 260V261L151 262L153 261V263H156V262H154L155 261L154 257H153ZM182 259H184V260H182ZM229 259H231V260H229ZM253 259L255 260V262L253 261ZM108 260H109V262H108ZM111 260H112V262L110 263ZM139 260L138 261L136 260L137 261L136 264L138 262H139L138 264H141V262ZM240 260H242V261H240ZM156 264H158V263H156ZM160 264H162V263H160Z\"/></svg>",
    "mask_w": 264,
    "mask_h": 264
}]
</instances>
